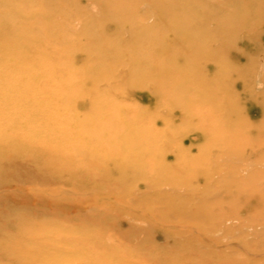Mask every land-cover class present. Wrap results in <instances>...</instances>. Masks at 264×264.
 <instances>
[{
    "label": "rangeland",
    "instance_id": "obj_1",
    "mask_svg": "<svg viewBox=\"0 0 264 264\" xmlns=\"http://www.w3.org/2000/svg\"><path fill=\"white\" fill-rule=\"evenodd\" d=\"M0 103V264H264V0H0Z\"/></svg>",
    "mask_w": 264,
    "mask_h": 264
},
{
    "label": "bare ground",
    "instance_id": "obj_2",
    "mask_svg": "<svg viewBox=\"0 0 264 264\" xmlns=\"http://www.w3.org/2000/svg\"><path fill=\"white\" fill-rule=\"evenodd\" d=\"M27 59H29V58H27ZM45 59V58H44ZM26 60V59H25ZM21 61H24V59H22ZM25 62V61H24ZM24 62H22L21 64L23 65V66H25V64L27 65V64H29L30 65V60H28V62H30V63H24ZM50 62V61H49ZM18 63V62H17ZM52 63V62H51ZM41 65V64H40ZM31 66H32V64H31ZM26 67V66H25ZM12 69V68H11ZM43 69V68H42ZM48 69V68H47ZM49 69H51V68H49ZM24 70V69H23ZM37 70V69H36ZM36 70H32L34 73H35V71ZM44 70V69H43ZM29 71H31V70H29ZM47 71H49V70H47ZM53 71H55L54 69H53ZM53 71L51 70L50 72H52L53 73ZM22 72V71H21ZM39 72H41V71H39ZM45 72V71H44ZM23 73H25L24 71H23ZM38 73V72H37ZM49 73V72H48ZM56 73V72H55ZM85 73V72H84ZM84 73L82 74V75H84ZM29 74V73H28ZM36 74V73H35ZM42 74V73H41ZM57 74V73H56ZM39 75H40V73H39ZM39 75H38V77H39ZM45 75V74H44ZM48 75H50V74H48ZM53 76H55L54 74H52ZM52 75L51 76H49V78L51 77L52 78ZM70 75V74H69ZM81 75V74H80ZM82 75H81V77H82ZM24 76V75H23ZM85 76V75H84ZM90 76V75H89ZM22 77V76H21ZM86 77V76H85ZM17 78V77H16ZM71 78V77H70ZM23 79V78H22ZM26 79V78H25ZM54 79V78H53ZM84 77H82V81H84ZM7 80V79H6ZM30 80V79H29ZM32 80V79H31ZM31 80L29 81V82H31ZM73 81H74V78L72 79ZM76 80V79H75ZM33 81V80H32ZM50 81H51V79H50ZM85 81H87V79L85 80ZM84 81V82H85ZM17 82V81H16ZM65 82H67L66 80H65ZM32 83H34V82H32ZM63 83V82H62ZM78 83H80V82H78ZM83 83V82H82ZM4 84V83H3ZM6 84V83H5ZM19 84H20V82H19ZM44 84H46V83H44ZM48 84V83H47ZM54 85V84H53ZM56 85V84H55ZM76 85H78V84H76ZM84 85H85V83H84ZM7 86H9L8 84H7ZM12 86V85H11ZM49 86V85H48ZM65 86H67V85H65ZM79 86V85H78ZM2 87H3V85H2ZM5 87V86H4ZM31 87V86H30ZM76 87V86H75ZM87 87H89V86H87ZM98 88V87H97ZM31 89V88H30ZM45 89V88H44ZM86 89V88H85ZM96 89V88H95ZM99 89V88H98ZM13 90V89H12ZM56 90V89H55ZM77 90V89H76ZM3 91H5V89L3 90ZM80 91V90H79ZM79 91H78V93H79ZM95 91H100V89L99 90H95ZM102 91H104V90H102ZM41 92V91H40ZM84 92H86V90H84ZM32 93V92H31ZM68 93V92H67ZM77 93V94H78ZM11 94V93H10ZM18 94V93H17ZM37 94V93H36ZM57 94V93H56ZM88 93L86 92V94H84L85 96H89V94H90V91H89V94L87 95ZM59 95V94H58ZM39 96H40V93H39ZM42 96V95H41ZM60 96V95H59ZM58 96V97H59ZM78 96H80L81 97V92H80V95L78 94ZM98 96V95H97ZM97 96H95V97H97ZM34 97H38V96H34ZM56 97V96H55ZM60 98H64L63 96L61 97L60 96ZM78 98V97H77ZM85 97L83 96V97H81V99H84ZM90 98V97H89ZM10 99H11V97H10ZM37 99V98H36ZM35 99V100H36ZM40 99V98H39ZM49 99V98H48ZM55 99V98H54ZM90 99H92V98H90ZM93 99H94V97H93ZM56 100V99H55ZM13 101V100H12ZM37 102H38V99L36 100ZM72 101V100H71ZM75 101V100H74ZM93 101V100H92ZM10 102H11V100H10ZM84 102H85V100H84ZM74 103H76V101L74 102ZM73 103V104H74ZM93 103L94 102H92V105H93ZM1 104V103H0ZM2 104H4V102H2ZM10 104V103H9ZM22 104V103H21ZM59 104V103H58ZM63 104V103H62ZM71 104V103H70ZM104 104V103H103ZM120 104V103H119ZM124 104V103H123ZM75 105V104H74ZM79 103H77V105H76V107L77 108H79ZM106 105V104H105ZM2 106V107H1ZM4 106H5V104H4ZM3 105H0V107L1 108H3L4 107ZM48 106V105H47ZM53 106H55L54 104H53ZM17 107V106H16ZM20 107V106H19ZM75 107V106H74ZM75 107V108H76ZM96 107V106H95ZM39 108V107H38ZM51 108V107H50ZM55 108V107H54ZM88 108H90V107H88ZM87 108V109H88ZM46 109V108H45ZM49 108H47V110H48ZM63 109V108H62ZM95 108H94V105H93V109L92 110H94ZM124 109H125V107H124ZM1 110V109H0ZM12 110H13V108H12ZM69 110V109H68ZM72 110V109H71ZM95 110H97V109H95ZM95 110H94V112H92V113H95ZM3 111V110H2ZM37 111H38V109H37ZM52 111V110H51ZM55 111V110H54ZM53 111V112H54ZM60 111V110H59ZM114 111H116L115 109H114ZM61 113H62V111H60ZM96 112H98V110L96 111ZM105 112H108L107 114H104L103 116H108V117H110V116H113L109 111H108V109L106 108L105 109ZM28 113H29V111H28ZM27 113V114H28ZM58 113V112H57ZM78 113H81V112H78ZM89 113V112H88ZM63 114H65V113H63ZM83 114V113H82ZM90 114V113H89ZM61 115V114H60ZM29 116V118H30V115H28ZM5 117V116H4ZM64 117V116H63ZM63 117H62V119H63ZM73 119H74V125L73 126H78V127H83V126H87L89 129H91V130H95L96 131V134H99V136L100 135H102V134H104L106 137H107V140H108V142H109V140L111 139V138H117V137H119L118 135H120V134H122V133H126V132H128L129 131V129L130 128H135V125H133L134 123H131V121H127L126 122V127L125 128H122L121 129V127H119V126H113L114 125V123L113 122H111V117H110V121H109V119L108 118H106L104 121H109L108 123L111 125V124H113L111 127H109V125L107 126V125H103L102 127H95V125L93 124V125H91V124H89V123H91V122H85L83 119H78V114H76V112H75V114H73ZM87 117H88V114H87ZM2 119V118H1ZM0 119V121L2 122L3 120H1ZM25 120V119H24ZM34 120V119H33ZM103 120V119H102ZM120 120V119H119ZM90 121V120H89ZM116 122H118V120H115ZM114 121V122H115ZM23 122V121H22ZM111 122V123H110ZM5 123V122H4ZM19 123V122H18ZM165 123V122H164ZM3 124V123H2ZM31 124V123H30ZM41 124V123H40ZM63 124V123H62ZM96 124V123H95ZM19 125H21L20 123L18 124V126ZM59 125V124H58ZM122 125V124H121ZM167 125V123L165 124V125H160V122L159 121H157V120H155L150 126H151V128H153L152 130H154V132H156L157 131V133L159 132V134H157V133H155V134H152V133H150L149 131H148V133H142V135L141 134H139V137L138 138H140V137H143V136H145L146 134H148V138H147V140L145 141L146 142V144H148V145H154V143H155V141L158 139V138H160V137H162V135H161V133L163 132L162 130H164V127ZM37 126V125H36ZM35 126V127H36ZM167 126H169V125H167ZM10 127V126H9ZM9 127H7V128H9ZM12 127V129L14 128L13 126H11ZM20 127V126H19ZM3 128V127H2ZM1 128V129H2ZM40 128V127H39ZM75 128V127H74ZM15 129V128H14ZM82 129V128H81ZM3 130V129H2ZM2 130H0V131H2ZM19 130V129H18ZM17 130V131H18ZM41 130V129H40ZM80 130V129H79ZM133 130V129H132ZM4 131V133L5 132H8V131H5V130H3ZM37 131H38V129H37ZM77 131V130H76ZM160 131H161V133H160ZM210 131V130H209ZM10 132H11V130H10ZM15 132V131H14ZM19 132V131H18ZM131 131H129V133H130ZM29 133V132H28ZM12 137H13V131H12ZM35 134H37V133H35ZM127 134V133H126ZM221 134V133H220ZM1 135V134H0ZM2 135H4V134H2ZM6 135H7V133L5 134V136H3L2 138H6ZM38 135V134H37ZM15 136H17V134L15 133ZM19 136V135H18ZM30 136V135H29ZM22 137H23V139H25V135L23 136L22 135ZM33 137V136H32ZM32 137H31V139H32ZM1 138V137H0ZM10 138H11V135H10ZM27 138V137H26ZM34 138V137H33ZM14 139L16 140V137H14ZM20 139V138H19ZM18 139V141H22V140H19ZM30 139V140H31ZM133 139V138H132ZM1 140H3V139H1ZM11 140V139H10ZM10 140H8V141H10ZM29 139H26V141H28ZM140 140V139H139ZM3 141H6L5 139L3 140ZM12 141V140H11ZM17 141V142H18ZM34 141V140H33ZM117 141V140H116ZM141 141V140H140ZM144 140H142V142H143ZM15 142V141H14ZM14 142H13V144H14ZM47 142V141H46ZM112 142V141H111ZM138 142V141H137ZM144 142V143H145ZM3 143H6V142H3ZM24 143V142H23ZM217 143V142H216ZM9 144H11V145H8V142L6 143V145H8V147H10V146H12V142H9ZM21 144V143H20ZM28 144V143H27ZM104 144H107V142L106 141H104ZM61 145V144H60ZM118 145V144H117ZM150 148V147H149ZM10 149H12V147L10 148ZM27 149V148H26ZM137 153V152H136ZM162 154V153H161ZM158 155V154H157ZM163 154H162V157H160V158H162L163 159ZM158 157V156H157ZM165 159V158H164ZM161 161H164V160H161ZM145 163V162H144ZM165 163H166V161H165ZM148 165V164H147Z\"/></svg>",
    "mask_w": 264,
    "mask_h": 264
}]
</instances>
